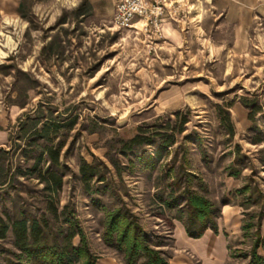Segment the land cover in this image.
Instances as JSON below:
<instances>
[{
	"label": "rangeland",
	"instance_id": "1",
	"mask_svg": "<svg viewBox=\"0 0 264 264\" xmlns=\"http://www.w3.org/2000/svg\"><path fill=\"white\" fill-rule=\"evenodd\" d=\"M85 1L89 7L78 14L84 0H24L23 16L0 19V150L6 152L0 162L10 174L26 170L41 148L60 144L63 172L55 195L34 174L11 179L0 188V213L45 216L52 232L65 231L72 216L98 258L127 264L126 251L105 240L110 213L121 208L168 259L173 223L186 217V201L169 209L159 196L172 186L177 193L189 185L200 191L203 183L214 202L228 198L242 207L248 228L231 239L232 251L246 256L261 236L264 252V19L249 47L235 52L233 30L217 29L213 9L197 7L206 0H185L190 4L180 16L202 10L209 17L184 41L153 25L139 31L140 18L118 28V0ZM37 118L75 123L31 144L22 126ZM159 132L175 142L164 146ZM138 133L153 143L125 151L124 142ZM82 161L104 181L85 183ZM49 164L45 153L40 166ZM13 241L11 232L0 240V264L18 261ZM79 242L77 235L73 243ZM146 261L143 255L136 264Z\"/></svg>",
	"mask_w": 264,
	"mask_h": 264
},
{
	"label": "trees",
	"instance_id": "2",
	"mask_svg": "<svg viewBox=\"0 0 264 264\" xmlns=\"http://www.w3.org/2000/svg\"><path fill=\"white\" fill-rule=\"evenodd\" d=\"M88 7V2L84 0L78 9V14H83ZM23 8L24 0L20 3V13H22ZM42 121V119L37 118L30 128H25V125L22 126L23 136L27 135L31 144L38 139H51L52 133H56L60 127L72 126L75 123V119L61 123L52 121V124L42 123ZM158 135L161 136L164 146H170L175 142L172 135L162 134V132H159ZM153 141V137H146L138 133L135 137L124 142V150H132L136 145L152 144ZM23 153H27L26 155L29 156V152ZM45 153L49 156L50 164L44 169L40 164ZM60 153V144L56 147L41 148L30 168L23 170V168L18 167L17 172L12 174H10L11 169L0 162V188L8 186L13 178L28 177V175L34 174L45 183V190L50 191L51 195H55L61 188L63 180V172H58L61 169ZM0 154H6V152L0 150ZM80 173L85 183H89L94 177L99 182L104 181V176L100 174L97 168L86 161L81 162ZM238 174L239 172L236 171L231 172L233 176ZM178 186L181 187V185ZM199 187L200 191L189 185L183 193H177V189L172 186L166 195L163 191L159 196L163 204L169 209L180 207L186 201V217L179 215L177 218L183 220L186 231L192 238L201 237L208 228L217 231V219L221 214V206L229 203L228 198H225L221 204L214 202L207 197L208 187L206 184L202 183ZM67 208L68 205L66 204L64 212ZM49 209L55 215L58 214L54 204H51ZM110 218L105 232V240L109 245L126 251L127 264H136L143 255L147 257L146 264H169L168 259L162 255L163 252L151 247L148 236L141 233V230L133 225L129 216L121 208L111 212ZM65 219L69 223L68 228L65 231L62 229L52 232L47 230L49 220L45 216H37L27 213L25 210H20L14 215L0 213V240H5L8 234L12 233L13 244L20 251L17 254L18 261L14 264H96L98 256L91 250L83 228L75 226L74 220L76 218L67 216ZM247 228L246 225H243L244 231ZM62 234H64L63 238L60 237ZM77 235L80 236V242L75 245L73 238ZM259 237L261 236H258L252 246L250 264H264V255L258 252V248L263 244Z\"/></svg>",
	"mask_w": 264,
	"mask_h": 264
},
{
	"label": "crops",
	"instance_id": "3",
	"mask_svg": "<svg viewBox=\"0 0 264 264\" xmlns=\"http://www.w3.org/2000/svg\"><path fill=\"white\" fill-rule=\"evenodd\" d=\"M22 0H0V19L18 14ZM160 2L166 7L165 15L160 20L161 34L174 41H184L192 26H203L209 17L200 10V16H180V11L188 6L185 0H149ZM117 3V2H116ZM115 3V4H116ZM190 4V3H189ZM203 4V3H202ZM206 10L212 8L216 28L229 27L233 30L231 48L243 52L250 45L251 31L260 19H264V0H206L197 6ZM196 8V9H198ZM174 11V15L172 12ZM179 12V13H178ZM136 26L143 33L146 25H153L148 20H140ZM244 214L242 207L230 203L222 205L217 219L218 230L208 228L201 237L188 235L183 221L173 223V245L168 257L169 264H250L251 253L240 256L232 251L231 239L243 236ZM259 249V248H258ZM258 252L264 255V252ZM96 264H123L115 257L98 258Z\"/></svg>",
	"mask_w": 264,
	"mask_h": 264
},
{
	"label": "built area",
	"instance_id": "4",
	"mask_svg": "<svg viewBox=\"0 0 264 264\" xmlns=\"http://www.w3.org/2000/svg\"><path fill=\"white\" fill-rule=\"evenodd\" d=\"M165 5L149 0H118L113 14V23L118 28L134 26L136 18L150 21L154 27H159L165 14ZM146 27H148L146 25Z\"/></svg>",
	"mask_w": 264,
	"mask_h": 264
}]
</instances>
